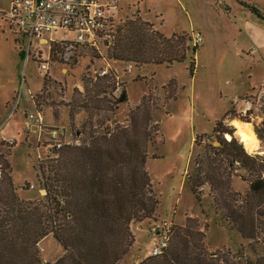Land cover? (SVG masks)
<instances>
[{"label":"rangeland","instance_id":"obj_1","mask_svg":"<svg viewBox=\"0 0 264 264\" xmlns=\"http://www.w3.org/2000/svg\"><path fill=\"white\" fill-rule=\"evenodd\" d=\"M251 7L264 16V0H124L118 25L139 16L153 23L167 37L182 31L184 33L177 35L191 37L194 30L200 29L203 43L188 42L196 51L195 54L191 51L183 63L171 67L142 66L140 72L133 63L110 60L106 44L99 45L98 49L78 47L70 62H66L61 53L52 52L49 73L45 74L40 65L50 57L49 45L36 40L30 43L29 39L14 32L5 18L11 10V0H0V164L3 174L9 167L23 199L41 198L45 192L39 191L38 166L49 157H56L49 146L52 128L65 129L70 136H76L85 130V133L90 132L93 125L99 132L104 127L114 130L116 125L131 126L130 112L145 95L147 113L135 112L134 117L137 126H147L155 139V144L148 149L146 171L159 206L153 219L131 225L134 244L121 264H139L148 257L165 229L178 231L185 227L203 234L208 253L230 252L241 254L238 258L253 257L252 241H243L220 215L214 213L209 186H204L199 202L186 182L187 173L195 175L198 172L197 160L213 156L208 145L218 147V140L231 139L228 134L222 136L213 132L216 122L223 121L239 142L232 122L251 124L260 141V151L264 152V128L257 125L258 120L241 115L243 100L251 94L242 98V104L237 98L249 81L259 85L264 77V49L260 58L255 48L246 49V34L257 33L264 38V21L253 15ZM61 36L62 33H55L52 37ZM193 55L195 71L192 77L189 68ZM129 64L133 66L131 72L127 70ZM103 71L115 77L108 83L117 82L118 85L99 96L112 103H108V107L102 105L103 109L96 111L95 117H89L78 108L79 101L88 97L84 80L88 85L95 76L102 77ZM45 76L50 83L39 99L41 112H38L34 100L42 93ZM92 83L95 84L96 79ZM88 86L91 88L90 84ZM124 89L128 105L113 106ZM232 101L235 102L231 105ZM71 107L76 111L73 122L69 117ZM38 113L43 117V126L35 122ZM143 116L151 118L148 125ZM202 134L207 136L195 145L197 136ZM84 137L85 134L82 139ZM3 139L15 143L5 146L1 144ZM245 150L250 155L264 157L259 150L255 153ZM231 187L243 196L248 190V184L239 177L231 180ZM188 219H193L190 225ZM38 249L44 264H52L64 255L63 247L52 235L44 238Z\"/></svg>","mask_w":264,"mask_h":264},{"label":"trees","instance_id":"obj_2","mask_svg":"<svg viewBox=\"0 0 264 264\" xmlns=\"http://www.w3.org/2000/svg\"><path fill=\"white\" fill-rule=\"evenodd\" d=\"M250 10L264 21L260 11L254 7ZM192 41L184 34L167 37L153 23L136 16L121 25L116 22L108 57L116 63H133L139 72L148 65L171 67L187 61L191 51L195 54L196 50L188 45ZM64 50V45L54 44L49 59L52 52H59L62 57ZM194 57L189 68L192 77ZM110 78L115 80L113 75L95 76L88 82L91 88L84 80L88 97L79 101L78 108L89 117H95L102 105L108 107L112 103L99 98L106 89L114 90L118 85L108 83ZM49 83L45 76L42 93L34 100L38 112L39 99ZM112 105H128L126 89ZM140 111L147 113L146 97L130 112L131 126L116 125L114 130L104 127L99 132L93 125L90 132L76 134H85L79 147L56 150L49 144L56 157H49L38 166L39 191L45 192L41 198L23 199L7 167L8 172L0 180V264H44L38 245L50 235L64 249V255L52 264H121L134 244L131 225L153 219L159 206L146 171L148 149L155 139L147 126H137L134 114ZM74 112L71 107L72 122ZM143 118L147 125L151 122L149 116ZM213 132L228 134L231 139L218 140V147L208 145L213 156L197 160L198 172L187 173L186 182L199 202L204 186H209L214 213L243 241H252L253 257L208 253L203 234L185 227L178 231L172 228L174 235L162 255L146 257L139 264H264V157L248 154L223 121L215 123ZM206 136H197L195 145ZM235 177L248 184L244 196L231 187ZM239 201L242 203L237 204ZM191 222L193 219H188V225Z\"/></svg>","mask_w":264,"mask_h":264},{"label":"built area","instance_id":"obj_3","mask_svg":"<svg viewBox=\"0 0 264 264\" xmlns=\"http://www.w3.org/2000/svg\"><path fill=\"white\" fill-rule=\"evenodd\" d=\"M124 0H11V10L5 14L11 29L20 33L23 37L39 44L49 45L51 50L54 44L64 45L63 59L66 62L72 60L76 47L99 48V45H111L113 28L118 21V15L122 11ZM55 33H62L60 38H53ZM50 36L49 38H47ZM194 44L203 41L199 33L191 35ZM41 62L43 73H49V61ZM132 64L128 66V72L132 71ZM101 75H107L105 71ZM119 79V77H118ZM244 107L241 110L243 117L258 120L257 125L264 128V79L258 90L243 100ZM37 125L43 126V117L40 113L35 118ZM110 136V133L108 134ZM49 144L56 150L66 146L79 147L82 145V137L70 136L64 129L54 128L50 131ZM15 141L3 139L2 145L10 146ZM3 176V168L0 164V179ZM160 235V231H157ZM172 238V229H165L158 237L148 257H156L163 254L168 248Z\"/></svg>","mask_w":264,"mask_h":264},{"label":"crops","instance_id":"obj_4","mask_svg":"<svg viewBox=\"0 0 264 264\" xmlns=\"http://www.w3.org/2000/svg\"><path fill=\"white\" fill-rule=\"evenodd\" d=\"M193 32L201 34L203 37V41H204V36H203L202 31L200 29H198V31L194 30ZM180 33H184V32L183 31L177 32V33H175V35L180 34ZM245 38L247 40L246 49L248 48V50H250L251 48H255L256 51L259 53V58H260L262 56L261 54H262L263 49H264V38H261V36L257 33L246 34ZM203 41L201 43H203ZM263 79H264V77H263ZM261 83L262 82H260V84L258 85V82L255 84L252 81H249L247 88L243 89L242 93H240L239 97H237V98H239L241 104H242V98L246 95L254 93L257 89H259ZM233 102H235V101H232L231 105ZM140 103H141V101L135 106L140 105ZM26 124L28 125L29 122L26 121ZM32 127L36 128L38 126H32Z\"/></svg>","mask_w":264,"mask_h":264},{"label":"bare ground","instance_id":"obj_5","mask_svg":"<svg viewBox=\"0 0 264 264\" xmlns=\"http://www.w3.org/2000/svg\"><path fill=\"white\" fill-rule=\"evenodd\" d=\"M232 125L236 128V135L238 136L240 142L244 144L246 149L251 148V153L258 152L264 154L263 151H260V141L253 130V127L249 123H244L240 121H233ZM256 144L253 147V144Z\"/></svg>","mask_w":264,"mask_h":264},{"label":"clouds","instance_id":"obj_6","mask_svg":"<svg viewBox=\"0 0 264 264\" xmlns=\"http://www.w3.org/2000/svg\"><path fill=\"white\" fill-rule=\"evenodd\" d=\"M255 146H256V144L254 143V144H253V147H255ZM247 150H248L249 153H251V148H249V149H247Z\"/></svg>","mask_w":264,"mask_h":264}]
</instances>
